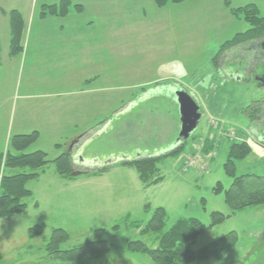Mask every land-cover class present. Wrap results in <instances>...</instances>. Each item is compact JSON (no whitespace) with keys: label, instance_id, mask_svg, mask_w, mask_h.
Instances as JSON below:
<instances>
[{"label":"rangeland","instance_id":"obj_1","mask_svg":"<svg viewBox=\"0 0 264 264\" xmlns=\"http://www.w3.org/2000/svg\"><path fill=\"white\" fill-rule=\"evenodd\" d=\"M30 1L37 2L41 15V0ZM149 1L151 5L117 0L116 20L112 21L117 43L115 67L111 65L109 80L103 78L100 82V86L115 88L110 96H100L101 109L94 113L97 122L91 131L99 134L89 140L79 155L83 165L91 170L75 166L76 177L64 179L49 163L39 179L28 183L33 196L24 200L28 206L25 213L0 218V264H77L49 256L45 245L53 229H63L71 235L61 245L63 250L87 241L98 243L93 248L100 256L78 264H154L147 256L132 252L129 244L142 241L155 246V235L143 236L140 232L160 207L167 212L164 231L181 220L198 219L210 225L213 213L228 216L200 235L193 249L211 245L231 233L237 235L236 246L221 260L191 264H264V205L232 214L225 193L214 190L218 183L225 190L233 183L224 164L234 131L236 141L245 140L252 147L251 155L237 163V176L264 177V83L258 79L264 73L262 49L258 46L264 40L225 51L215 62L221 45L249 28L231 14L225 0H189L163 8L157 7L154 0ZM229 1L232 8L256 4L264 16V0ZM18 2L0 0V5L7 10ZM3 14L10 21V12ZM235 56L244 57L240 74L247 76L241 75L245 79L240 82L221 75L234 64L238 58ZM236 66L231 70L235 71ZM23 78V65L18 66V62L0 73V94L5 100L0 108V180L6 172L10 140L21 135L14 127L18 122L14 103ZM181 89L196 101L201 119L182 152L157 163L161 181L147 186L132 165L112 166L147 154L162 155L179 146L180 142L174 143L179 138L181 122L169 93ZM146 94L148 100H142ZM259 103L261 114L254 121L244 111ZM84 131L76 129L70 136ZM213 135L214 150L202 155L206 136ZM60 143L62 149L69 147L66 139ZM38 147L46 149L48 160H54L60 152V147L47 139L33 144L26 152ZM186 158L203 169L184 171ZM94 163L111 167L99 173L98 168L92 170ZM37 225H45L44 233L29 238V229ZM104 242L110 247L108 251Z\"/></svg>","mask_w":264,"mask_h":264},{"label":"trees","instance_id":"obj_2","mask_svg":"<svg viewBox=\"0 0 264 264\" xmlns=\"http://www.w3.org/2000/svg\"><path fill=\"white\" fill-rule=\"evenodd\" d=\"M189 0H154L159 8L172 4H180ZM228 10L238 20L244 21L249 28L237 33L231 40L221 45L215 62L220 59L222 53L234 47L244 46L249 42L264 40V16L256 4H246L238 8H232L229 0L225 1ZM74 9L82 10V6L73 5L70 0H61L58 4L43 5L41 16L64 17ZM10 55L17 56L23 52L22 40L24 31V21L21 13L16 10L10 11ZM261 103L245 109L252 120H256L261 114ZM235 134V133H234ZM39 138V133L34 131L30 134L15 135L11 138L7 155L6 172L0 180V218L6 219L24 213L28 206L24 202L26 198L32 197L33 192L28 189L30 181L37 180L44 174V168L49 163L55 165L57 174L64 179H73L74 165L70 152L64 151L54 160H48V155L44 151L26 152ZM215 137L207 138L202 145V155L214 150L213 141ZM230 145L227 151V160L224 164V171L233 179V183L228 190L218 183L214 189L217 193H225V200L232 214L247 207H260L264 205V177L260 176H237V163L247 159L252 153L251 145L245 141H236L230 138ZM186 142V141H185ZM185 142L170 150L166 154L158 156L138 157L131 161L119 163L115 166L132 165L139 173L140 180L147 186L158 184L161 179L157 163L167 156H174L182 152ZM215 142V141H214ZM57 147H61L57 145ZM211 151V152H212ZM5 155V156H6ZM3 154L0 156V168L2 166ZM107 169L102 168L96 172ZM83 173V172H82ZM150 210V206H146ZM151 211V210H150ZM150 211L148 213H150ZM214 221L210 225H205L198 219L181 220L172 228L164 231L167 219V212L160 207L154 210L149 222L140 232L143 236L155 235L154 247H149L142 241H132L129 249L132 252L140 253L152 260L154 264H191L194 262L209 261L211 259L221 260L237 244V235L231 233L219 239L211 245L199 250H194L193 246L197 238L205 232L211 230L225 221L228 216L220 213L212 214ZM45 225H37L29 229V238L40 237L45 231ZM71 235L63 229H53L52 235L45 245V250L49 256L56 261L78 262L86 258H97L100 255L93 246L97 242L87 241L85 244L71 248L61 249V245L69 241ZM108 251L110 247L106 242L102 243ZM107 244V245H106Z\"/></svg>","mask_w":264,"mask_h":264},{"label":"crops","instance_id":"obj_3","mask_svg":"<svg viewBox=\"0 0 264 264\" xmlns=\"http://www.w3.org/2000/svg\"><path fill=\"white\" fill-rule=\"evenodd\" d=\"M18 1L7 10L0 5V73L14 62L23 65L24 70L14 103L18 118L14 127L18 134L37 131V142L47 139L59 145L66 139L67 147L76 140L89 141L99 134L91 131L97 122L94 113L101 109L100 96H110L115 88L100 86V82L103 78L109 80L111 65L115 67L117 43L112 21L116 20L117 0H70L73 5L82 6V10L72 9L64 17H42L37 2ZM60 1L41 0L42 5ZM133 1L151 5L149 0ZM12 10L19 11L24 19L23 52L17 56L10 55V21L3 17L4 11ZM147 97L148 94L142 100ZM4 105L0 94V108ZM76 129L86 131L70 136ZM57 150L60 152L55 158L68 148ZM31 151L46 149L38 147Z\"/></svg>","mask_w":264,"mask_h":264},{"label":"water","instance_id":"obj_4","mask_svg":"<svg viewBox=\"0 0 264 264\" xmlns=\"http://www.w3.org/2000/svg\"><path fill=\"white\" fill-rule=\"evenodd\" d=\"M229 74L232 75V73ZM169 95L178 107V113L181 122L179 138L174 143V145H177L179 142H184L189 139L191 134L196 130L201 119V115L199 113V106L197 105L196 101L187 92L181 89L178 91H173L172 93H169ZM262 138L263 137H261V139ZM167 152L163 154H166ZM105 166H109V164L106 163Z\"/></svg>","mask_w":264,"mask_h":264},{"label":"flooded vegetation","instance_id":"obj_5","mask_svg":"<svg viewBox=\"0 0 264 264\" xmlns=\"http://www.w3.org/2000/svg\"><path fill=\"white\" fill-rule=\"evenodd\" d=\"M252 43V42H251ZM256 43H258V41L256 42ZM258 47H260L262 50L260 51L261 52V54H262V59H263V61H262V65H264V41L258 46ZM257 53H259V52H257ZM255 52L253 53V59L254 58H256L255 57ZM246 70L247 69H245V71L244 72H246ZM262 78L264 79V73H262V75L260 76H258V79L259 80H261L262 82H263V80H262ZM89 141H85L84 142V140L82 139L81 141H74L72 144H70L69 145V147H68V150H69V152H70V154H73L72 156H76V158H74V159H72V161H73V165H74V168H75V166H80V167H82V168H84V169H89L90 170V168H88V166H84L83 165V163L81 162V159L79 158V155H80V150L88 143ZM78 144V145H77ZM78 147V149H74V147ZM82 148H81V147ZM81 148V149H80Z\"/></svg>","mask_w":264,"mask_h":264},{"label":"built area","instance_id":"obj_6","mask_svg":"<svg viewBox=\"0 0 264 264\" xmlns=\"http://www.w3.org/2000/svg\"><path fill=\"white\" fill-rule=\"evenodd\" d=\"M193 160L196 161L195 158ZM186 165H187V168H192V167H195L196 166V165H194V162L191 159H188L187 160Z\"/></svg>","mask_w":264,"mask_h":264}]
</instances>
